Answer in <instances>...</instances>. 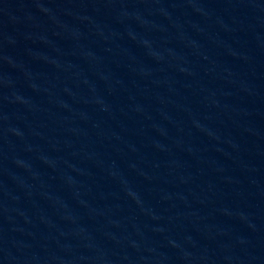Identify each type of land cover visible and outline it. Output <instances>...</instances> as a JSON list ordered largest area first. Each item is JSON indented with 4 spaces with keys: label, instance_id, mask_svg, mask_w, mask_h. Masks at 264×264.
I'll return each mask as SVG.
<instances>
[{
    "label": "water",
    "instance_id": "obj_1",
    "mask_svg": "<svg viewBox=\"0 0 264 264\" xmlns=\"http://www.w3.org/2000/svg\"><path fill=\"white\" fill-rule=\"evenodd\" d=\"M0 264H264V0H0Z\"/></svg>",
    "mask_w": 264,
    "mask_h": 264
}]
</instances>
